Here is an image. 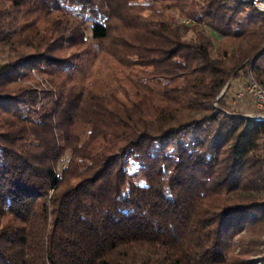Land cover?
Segmentation results:
<instances>
[{"label":"trees","instance_id":"16d2710c","mask_svg":"<svg viewBox=\"0 0 264 264\" xmlns=\"http://www.w3.org/2000/svg\"><path fill=\"white\" fill-rule=\"evenodd\" d=\"M154 1L190 19L147 30L153 43L175 37L166 38L165 61L190 75L188 88L172 95L176 112L205 114L160 130L128 126L104 150L80 156L61 139V95L9 87L32 70H82L106 52L117 9L136 0H0V40L33 50L0 66V264H227L233 239L264 220V200L224 198L257 185L247 170L264 119L209 105L236 70L211 57L205 32L246 39L253 48L240 63L264 87V12L249 0ZM21 14L34 17L31 34L13 24ZM82 45V66L55 53ZM67 150L73 156L59 173L54 163Z\"/></svg>","mask_w":264,"mask_h":264},{"label":"rangeland","instance_id":"374dc122","mask_svg":"<svg viewBox=\"0 0 264 264\" xmlns=\"http://www.w3.org/2000/svg\"><path fill=\"white\" fill-rule=\"evenodd\" d=\"M169 3L136 0L117 9L119 15L112 20L110 40L105 44L106 52H102L101 56L87 57L91 61L82 66L83 63L77 62V58L87 46H65L55 52L81 65V72L71 70L69 73L43 75L32 70L9 89L32 87L39 93L45 91L46 95H52L55 100L61 95L63 108L67 109H58L61 139H68V146L76 148L80 156L95 155L104 150L108 140L115 138L112 135L128 126L143 124L148 125L150 130H160L204 115L205 112L192 116L176 112L178 106L173 96L188 88L190 75L182 68L175 67L173 58L165 61L166 51L171 49L169 44H165L166 38L173 40L175 37L165 33L160 37L162 43H153L151 33L147 31L150 22L156 24L171 19L177 25H190V19L180 16L179 9L166 7ZM9 16L10 14H6V19ZM33 18L21 14L17 17L18 20L13 18V24L18 27L26 25L22 35L31 34L36 27L35 23L31 24ZM144 25L146 28H143ZM152 29L158 31L159 28L152 25ZM205 32L214 41L211 57L224 63L229 74L232 68L236 70L209 105L225 107L252 118L260 117L251 96L246 94L249 84L257 79L249 72L248 63H240L242 56L251 54L253 47L246 39L216 37L208 29ZM194 36L189 31L184 39L190 41ZM125 40L127 45L122 44ZM21 44L26 46V42L21 41ZM21 44L9 45L0 40V66L14 61L19 52L28 54L33 51L27 47H19ZM242 93L244 97H239ZM173 148L171 145L170 149ZM72 156V151L67 150L61 160L54 163L59 173L66 168ZM156 165L159 166L158 163ZM247 174L252 180L257 178V185L247 188L248 191L241 189L227 194L224 197L227 203L264 200V135L259 141L258 150L253 154ZM77 182L78 179L72 180V184ZM5 222V219L0 218V226ZM227 264H264V220L249 226L233 239Z\"/></svg>","mask_w":264,"mask_h":264},{"label":"built area","instance_id":"2783aa9c","mask_svg":"<svg viewBox=\"0 0 264 264\" xmlns=\"http://www.w3.org/2000/svg\"><path fill=\"white\" fill-rule=\"evenodd\" d=\"M252 5L261 12H264V0H249ZM251 96L253 104L260 114V118L264 119V87L257 81H252L247 87V93ZM239 97H244L242 93Z\"/></svg>","mask_w":264,"mask_h":264}]
</instances>
